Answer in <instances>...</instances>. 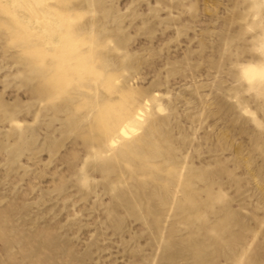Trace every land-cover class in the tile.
<instances>
[{"label":"rangeland","instance_id":"374dc122","mask_svg":"<svg viewBox=\"0 0 264 264\" xmlns=\"http://www.w3.org/2000/svg\"><path fill=\"white\" fill-rule=\"evenodd\" d=\"M0 6V264H264V0ZM66 35L129 91L133 134L46 92L31 63Z\"/></svg>","mask_w":264,"mask_h":264},{"label":"bare ground","instance_id":"6f19581e","mask_svg":"<svg viewBox=\"0 0 264 264\" xmlns=\"http://www.w3.org/2000/svg\"><path fill=\"white\" fill-rule=\"evenodd\" d=\"M45 45L44 51H39L40 56L32 61L31 66L32 71L37 67L43 70L45 74L44 88L48 94L52 93L54 97L67 94L78 96L81 106L87 108L84 110L91 112L90 120L92 121L89 120L88 127L93 124L104 138L111 139L114 135L126 138L138 129L137 120H140L138 118L142 114L141 109L132 99L129 91L116 88L117 78L114 73L112 75L109 72H104L103 69L96 66L91 53L84 49L83 44L66 35L61 40L47 42ZM85 56H90L92 62ZM244 73L249 79L264 77V69L260 67H248L244 69ZM85 91H88V96L85 95ZM99 92L103 94L101 99L97 97ZM100 94L99 96H101ZM84 110L82 109V111ZM96 138L97 141L93 142L99 141L100 138ZM112 143L110 141V144Z\"/></svg>","mask_w":264,"mask_h":264}]
</instances>
